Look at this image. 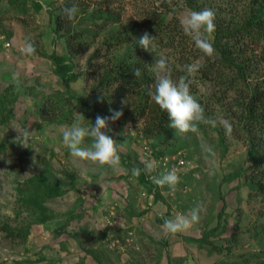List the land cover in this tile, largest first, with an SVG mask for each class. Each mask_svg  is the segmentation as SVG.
<instances>
[{"label": "rangeland", "instance_id": "374dc122", "mask_svg": "<svg viewBox=\"0 0 264 264\" xmlns=\"http://www.w3.org/2000/svg\"><path fill=\"white\" fill-rule=\"evenodd\" d=\"M25 1L26 10L23 11L24 8L12 6L11 0H0V94L13 85L17 95V99L9 103L15 117L0 125V264H229L241 255H254L256 259L252 264L264 261V236L256 234L253 227L264 222V202L250 196L242 178L223 182L226 174L248 165V142L243 130L237 129L239 112L229 110L227 115L222 112L230 107L238 93L225 94L224 86L216 79L199 72L202 58L196 57L192 38L188 35L189 41L182 47L178 41L186 33H172L178 40L175 45H167V35L161 39L157 34H149L154 37L151 41L154 50L141 48L156 61L163 57L168 63H175L176 69L187 76L186 66L192 65L194 71L188 77L192 80L191 94L197 91L203 100L205 119L216 121L215 124L203 123L195 132H179L186 147L160 158L153 153L151 133L147 135L144 119L132 118L124 107L116 110L110 92L99 85L103 78L100 68L94 63L88 66V60L97 48H102L100 62L106 65L114 54L128 50L134 38L139 40L142 33L130 37L126 44L107 45L117 33H125V23L141 21L146 12L167 10L170 18L178 16L181 22L194 11L186 0H74L88 5L83 7L90 11L101 6L111 9L122 20L119 25L112 22L102 28L97 25L104 24L101 19L95 24L81 11L74 20L75 27L99 33L95 36L92 32L81 34L80 46L71 50L64 30L56 36L54 29L55 17L62 5L72 0ZM34 1L43 5L39 12L34 9ZM198 1L202 3L199 11L211 9L215 13L214 23L224 20L226 25L234 27L240 25L235 19L236 14H242L249 3V0ZM25 40L34 44L35 54L29 56L20 51ZM256 50L262 51L263 45ZM54 52L73 58L75 71L80 75L71 83L70 90L88 103L86 107L71 100L72 114L64 123L49 122L40 114L46 96L67 90L54 72L55 64L50 56ZM258 67L256 76L262 79L264 62ZM153 69L157 71L156 64ZM227 72L222 71V74L228 76ZM180 73H176L177 76ZM14 75L18 77L19 85L13 80ZM261 85L264 87V82ZM25 87H31L33 91L27 93ZM110 110L122 112L119 119L109 121L108 134L116 140L118 151L127 157V162L120 159L119 169H113L106 164L73 157L63 143L62 131L70 128L82 114L84 126L91 128L97 115L111 116ZM221 119L231 123L230 133H226L219 123ZM18 129L30 132L27 141ZM91 142V138L86 137L82 146H90ZM166 156H177L180 163L174 165L175 168L172 164L173 169L170 163L165 164ZM145 160L156 164L150 175L160 176L175 170L179 176L174 189L167 185L159 187L162 195L159 200L139 176L131 175L133 167L144 170L142 161ZM44 169L54 173L65 193L45 201L53 219L33 224L27 241L14 240L2 229L3 223L25 226L34 219L32 213L20 206L18 185H24L29 177ZM198 204L203 208L199 223L183 232L166 233L164 222L159 221L158 216L187 215ZM235 230L240 237L232 252L217 253L207 245L202 247L185 239L202 237L212 231L210 239L221 245Z\"/></svg>", "mask_w": 264, "mask_h": 264}, {"label": "trees", "instance_id": "16d2710c", "mask_svg": "<svg viewBox=\"0 0 264 264\" xmlns=\"http://www.w3.org/2000/svg\"><path fill=\"white\" fill-rule=\"evenodd\" d=\"M25 2V0H11L12 6L16 9L24 8L23 11L26 10ZM186 2L194 11H199L202 7V3L200 4L198 0H186ZM73 3L78 5L79 12L75 19L68 21L64 16L63 9L70 7ZM83 6L88 5L74 0L68 1L65 5H62L55 17L56 27L54 32L57 36L64 30L63 35L67 38L70 50L80 46L81 34L92 32L89 28L84 30L75 27L74 20L78 19L81 11L85 13L84 16L87 19L95 24L101 19L105 25H97L102 28L112 22L119 25L122 20L120 15L103 6L94 11H90ZM42 8L43 5L40 2L34 1L35 11L39 12ZM244 10L242 14H236L235 19L240 23V25H236L238 27L228 26L224 20L215 22L216 27L212 33L213 36L209 35L215 50L212 56L206 55L197 47H195L194 52L196 57L202 58L199 63V72L206 77L210 76L216 79L219 85L224 86L225 94L230 91L238 93V96L235 95V100L230 102V107L227 110H222V112H225V115L230 113L229 110H233L234 113L235 111L236 113L239 112L237 116L240 126L237 129L243 130L248 142L246 157L248 165L226 174L223 182L242 178L245 186L249 189L250 196L260 198L264 202V87L261 85V82H264V78L260 79L256 76L259 70L258 65L260 66L264 62V0H249ZM169 15L167 10L146 12L141 21L125 23V33L123 31L120 34L117 33L108 41L107 45L114 46L116 45L115 43H118V45L126 44L130 37L137 36L138 33L144 34L145 32L152 35L157 34L161 39L167 35L169 40L167 45H175L177 39L175 40L172 33L180 35L185 32L179 17L173 15L170 18ZM127 28H130V30ZM98 33V31H93L91 34L95 36ZM181 37L182 40L180 42L177 41L183 47L189 39L188 35ZM138 41L137 37L134 38V43L130 44L128 50L121 54H114L112 58L108 59V64L106 65L104 62H100L102 61V48H97L90 56L88 66L94 63L97 68H100L103 78L99 85L110 92L111 101L116 110L124 107L127 114H131L132 118L144 119L147 124V133L149 132L147 135L150 136L151 133L150 139L153 153L157 158H160L182 150L186 147V142L178 131L169 126L170 120L167 112L161 110L148 94L150 89L154 90L157 71L153 67L156 60L152 58L150 53L141 49L143 47L139 45ZM261 45H263V50H256ZM255 46L257 47L255 48ZM50 56L55 64L54 72L65 83L67 90L66 93L58 91L55 95L46 96V99L41 103L40 114L49 122L58 121L64 123L72 114L71 100L86 107L88 103L82 96L70 90L71 83L77 81L80 75V73L75 71L73 58L68 54H58L56 52ZM169 65L172 69L173 80H178L181 76L189 77L186 74H181L178 68L176 69L177 65L175 63H169ZM136 68L141 70L139 77L134 74ZM227 70L229 72L228 76L227 74H222V71L226 73ZM176 73H180V76H177ZM224 79L228 81H224ZM29 90L33 91L31 87H25L27 93H29ZM15 92V87L11 85L5 89L3 95L0 94V125L9 123L15 117L14 110L9 106L11 100L17 99ZM193 93H195L193 96L196 97L202 106L203 100L199 98L197 91ZM148 123L150 124L149 126ZM202 124L199 123L198 126L201 127ZM118 154L123 162H127V157L119 151ZM50 176L53 178L51 179ZM139 177L148 190L156 194L157 200L162 198L159 187L152 183L143 169H141ZM18 190L20 193V199L18 200L20 201V206L32 213L34 219L25 226H11L9 223L4 222L2 229L14 240L24 242L29 238L33 224H43L53 219L52 213L48 211L45 205L47 198L61 196L65 193V190L62 188L59 179H56L54 173H51L49 169H44L29 177L24 185H18ZM170 210L171 208L169 207L168 213ZM223 210H225V207ZM223 210L219 214V224L224 213ZM158 220L164 222L162 217L159 216ZM253 227L257 230L256 234L261 233L264 236V222L255 224ZM226 230L227 226L226 228L224 227L222 232L225 233ZM213 233L210 231L202 237L189 236L185 239L197 242L202 247L207 245L211 247L210 249H213L212 251L216 250L215 252L222 253L224 250L232 252L240 237L238 230H235L230 237L225 238L226 240L224 239L226 241L224 244L217 245L210 239ZM255 259L254 255L252 257L241 255L239 258L229 262V264H252ZM258 263L264 264V261H258ZM99 264L103 263L100 262Z\"/></svg>", "mask_w": 264, "mask_h": 264}, {"label": "clouds", "instance_id": "9594fccd", "mask_svg": "<svg viewBox=\"0 0 264 264\" xmlns=\"http://www.w3.org/2000/svg\"><path fill=\"white\" fill-rule=\"evenodd\" d=\"M64 16L68 21L76 18L79 7L73 3L70 7L63 9ZM215 13L211 9H203L201 11H192L184 19L181 20L184 32L189 35L194 41L196 47L208 56L214 53V47L209 39V35L215 31ZM154 39L145 32L139 38V45L145 50H154L151 47V41ZM20 51L25 55H33L36 52L35 46L28 40H25ZM157 72L155 74L154 90H149V96L160 107L161 110L167 112L170 120V127L180 133H187L189 131L195 132L199 123H212L216 121H209L205 119L204 109L198 102L195 96L191 94L190 85L192 80L181 76L178 80L172 79V69L168 61L161 57L156 61ZM189 77L194 68L192 65L186 66ZM135 76L141 75V70L136 68L134 70ZM13 80L19 85V79L16 75ZM112 111L111 116L97 115L95 123L91 128L84 126V115L77 118L76 122L70 128H65L62 131L63 143L67 146L70 154L81 161H90L100 165H109L113 169H119L120 156L116 140L108 134L110 131L108 125L109 121H115L122 115L121 111ZM219 123L224 127L226 133L232 131V125L227 119H221ZM20 136L24 141L30 137V132L27 129H18ZM90 137L92 142L90 146L83 147L85 138ZM25 147V143H21ZM145 168L144 172L149 174V179L158 187L167 185L174 189L179 183V176L175 170L163 173L160 176L150 175L156 168L155 162L142 161ZM141 174V169L133 167L131 175L138 177ZM91 183V181L89 182ZM203 210L202 205H197L190 210L187 215H177L174 218L163 217V228L167 234H175L189 230L193 224L199 223L201 216L200 212Z\"/></svg>", "mask_w": 264, "mask_h": 264}, {"label": "built area", "instance_id": "2783aa9c", "mask_svg": "<svg viewBox=\"0 0 264 264\" xmlns=\"http://www.w3.org/2000/svg\"><path fill=\"white\" fill-rule=\"evenodd\" d=\"M169 163L171 164V166H172V164H173V166L174 165L176 166V165H178L180 163V158L177 157V156H173V157L166 156L165 157V164L167 165ZM173 166H172V168H173ZM175 166H174V168H175Z\"/></svg>", "mask_w": 264, "mask_h": 264}]
</instances>
